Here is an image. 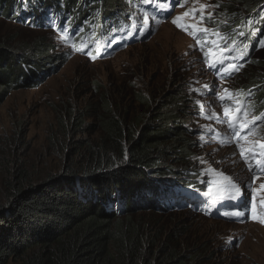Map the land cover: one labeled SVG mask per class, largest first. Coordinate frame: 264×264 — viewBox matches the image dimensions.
Masks as SVG:
<instances>
[{"label": "trees", "instance_id": "trees-1", "mask_svg": "<svg viewBox=\"0 0 264 264\" xmlns=\"http://www.w3.org/2000/svg\"><path fill=\"white\" fill-rule=\"evenodd\" d=\"M141 2L0 0V19L44 27L94 58H108L135 39L121 6L134 12L146 3ZM229 6L219 7L223 16L215 30L232 38L236 31L244 33L240 51L246 58L237 73L243 71V79L234 82L244 88L240 100H246L245 107L259 116L264 113V0H231ZM150 16L157 20L154 13ZM16 48L0 36V103L11 91L33 88L40 75L57 69L51 49L43 44ZM180 94L161 101L155 110L143 105L150 112L149 123L128 121L117 105L98 98L87 110L95 113L96 122L88 129L99 136L75 143L72 154L80 158L59 176L34 185L24 169L14 171L10 165L8 181L0 188V264H202L207 250L188 242L187 233L172 232L158 250L156 243L166 233L139 218L173 208L168 192L198 178L190 173L181 177L161 163L162 157L187 158L190 152L192 131L180 118L194 107L187 96L179 99ZM59 122L64 139L84 125L74 113Z\"/></svg>", "mask_w": 264, "mask_h": 264}, {"label": "rangeland", "instance_id": "rangeland-1", "mask_svg": "<svg viewBox=\"0 0 264 264\" xmlns=\"http://www.w3.org/2000/svg\"><path fill=\"white\" fill-rule=\"evenodd\" d=\"M230 1L180 0L183 6L174 8L164 21L150 16L148 7L152 3L149 1L134 12L121 6L126 13L124 23L128 24L131 19L128 25L135 33V39L123 49L110 52L108 58H89L88 52L78 51L75 45L44 27H24L0 19V36L11 41L18 51L40 43L44 49H51L49 56L57 61L54 62L56 72L52 75H40L41 81L35 87L11 91L0 103V188L4 180L8 181L6 175L10 165L14 166V171L24 169L34 185L47 176H59L65 167L75 165L80 158L71 150L75 143L95 140L99 136L88 129L96 126V122L95 113L87 110L98 98L105 96L114 108L117 105L128 121L140 118L149 123L150 112L147 113L145 106L150 105L155 110L161 101L181 93L179 99L187 96L194 107L180 118V122H185L184 127L192 131L190 152L187 158H178L174 154L162 157L163 167L181 177L187 173L196 175L198 178L193 183L206 192L208 181L214 179L207 170L222 172L240 185L242 192H247L241 199L248 202L249 210L245 216L223 215L224 219H215L205 217L199 210L175 205L165 209L167 212L139 214V218L145 221L144 224L155 225L166 233L156 243L158 250L161 242H167L169 234L185 232L188 242L198 243L207 250L202 264H264V224L251 218V192L247 189L249 183L259 189L264 184V174L254 180L236 144L222 146L213 139L217 135L221 138L231 136L227 133L226 123H221L223 108L218 97L224 95V89L233 93L244 91L239 82H234L243 79V71L230 79L216 80L206 71L201 46L192 35L172 23L180 16L183 24L195 23L208 28L205 20H209L213 25L209 29L215 30L218 17L223 16L219 9L227 3L231 7ZM186 11H194L195 19L191 15L184 17ZM201 11L203 23L199 19ZM198 35L200 39L206 36L204 33ZM242 42L243 39L238 43L239 48ZM250 101L248 99V103ZM225 103L231 104V101L225 100ZM235 106L232 104L233 108ZM212 112H216L219 119H207ZM71 113L79 114L84 125L64 139L58 131L59 119H65ZM257 123L260 125L257 133L249 138L253 142L264 135V124ZM201 136L205 138L203 141ZM262 195L264 193H257L258 215H264V208L260 207Z\"/></svg>", "mask_w": 264, "mask_h": 264}, {"label": "snow or ice", "instance_id": "snow-or-ice-1", "mask_svg": "<svg viewBox=\"0 0 264 264\" xmlns=\"http://www.w3.org/2000/svg\"><path fill=\"white\" fill-rule=\"evenodd\" d=\"M147 2V0H145ZM177 5L183 6L180 4V0H177ZM192 16L195 19V12H185L184 17ZM211 16V14H209ZM183 17L177 16L172 20V23L175 24L181 30L187 32L189 35H192L196 40L197 45L201 46V51L204 52L205 62L208 64L209 68L215 69L217 74L221 78L230 76L234 71H238L243 65L236 63H225L226 60H235V57L225 56L224 53L231 52L232 49L227 45V37L221 34L218 30H212L207 27H199L197 24H183L181 20ZM200 23L204 21L203 11H201ZM145 23H147V17L145 18ZM191 30V31H190ZM199 33L206 34V38L201 43ZM214 36L215 40H209L208 36ZM243 35V33H240ZM61 39H64L61 37ZM211 43L212 48L205 51V45ZM218 49V51H217ZM78 51L83 52V48L77 49ZM89 58H93L92 53H86ZM246 55V52L240 55V59H243V56ZM214 91V89H213ZM242 94V90H238L236 93H233L229 89H224V95L219 96L221 101V106L223 108V117L221 123H226L228 129L231 132L230 137L221 138L219 135L214 136L213 139L220 143L222 146L227 143H235L236 147L239 149L241 159L248 165L250 170H253V164L257 165V168L254 171V180L257 178L258 174H264V139L257 141H250L249 138L257 133L260 125L257 121H264V113L259 116L251 115V112L248 108L245 107L246 100H240L238 97ZM250 94V93H249ZM225 100L231 101V104H226ZM232 104H235L236 107L233 108ZM251 117V118H248ZM207 119H219V116L216 112H212L211 115L206 117ZM205 138L201 136L203 141ZM242 141L248 142L247 144L242 143ZM208 173L214 177V179L208 181V192L205 193V196L212 197V203L209 204L208 208L211 211L213 204L218 200L227 198L237 202V205L240 202L242 196H246L247 192H242L241 186L238 185L231 177L220 172L217 173L213 169L209 168ZM247 189L251 192V218L257 222L264 224V215L257 214V193H264V184H261L259 189L252 187V184L247 185ZM221 193L226 194L220 195ZM244 209L239 207H234L233 210L225 211L223 215L229 217H241L245 216L246 211H248V202H244ZM260 207L264 208V195L260 199Z\"/></svg>", "mask_w": 264, "mask_h": 264}]
</instances>
